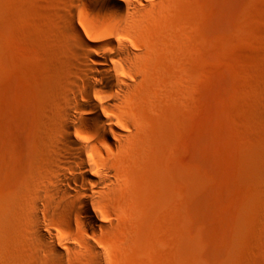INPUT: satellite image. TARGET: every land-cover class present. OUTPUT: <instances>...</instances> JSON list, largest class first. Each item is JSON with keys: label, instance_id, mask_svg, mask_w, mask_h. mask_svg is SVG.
<instances>
[{"label": "rangeland", "instance_id": "obj_1", "mask_svg": "<svg viewBox=\"0 0 264 264\" xmlns=\"http://www.w3.org/2000/svg\"><path fill=\"white\" fill-rule=\"evenodd\" d=\"M66 1L0 0V161L23 158L39 127L63 57L46 18ZM163 2L107 264H264V0ZM2 166L0 243L33 264L11 211L18 170Z\"/></svg>", "mask_w": 264, "mask_h": 264}, {"label": "bare ground", "instance_id": "obj_2", "mask_svg": "<svg viewBox=\"0 0 264 264\" xmlns=\"http://www.w3.org/2000/svg\"><path fill=\"white\" fill-rule=\"evenodd\" d=\"M65 3V13L46 18L63 57L42 99L39 127L23 158L7 156L0 166L18 170L11 211L33 264H107L108 241L121 226L124 163L138 139L129 114L151 57L143 41L164 2ZM10 251L0 243V264H11Z\"/></svg>", "mask_w": 264, "mask_h": 264}]
</instances>
